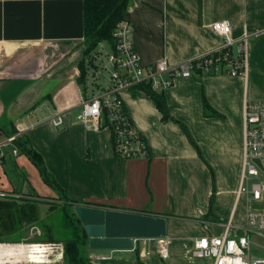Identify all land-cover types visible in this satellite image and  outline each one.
<instances>
[{"label": "crops", "instance_id": "crops-1", "mask_svg": "<svg viewBox=\"0 0 264 264\" xmlns=\"http://www.w3.org/2000/svg\"><path fill=\"white\" fill-rule=\"evenodd\" d=\"M81 6L82 0H0V143L10 135L26 138L62 191L43 179L46 194L29 184L34 199L61 204L64 196L72 211L86 204L163 217L165 258L156 253L154 238H138L130 248H90L87 264H211L192 255L193 240L220 236L228 220L234 226L228 235L238 236L246 210L264 208V196H236L243 104L264 101V0H128L122 18L143 66L179 64L220 49L224 37L210 28L219 19L229 21L230 51L246 36L244 75L200 71L174 79L162 91L167 119L144 91H120L127 119L146 147V155L132 158L114 155L106 126L95 129L75 118L84 93L77 64L86 62ZM202 94L217 116L202 114ZM57 113L59 126L50 122ZM1 151L0 190L17 192L7 167L23 177V187L32 180L19 175L18 165L25 169L31 160L16 141Z\"/></svg>", "mask_w": 264, "mask_h": 264}, {"label": "built area", "instance_id": "built-area-1", "mask_svg": "<svg viewBox=\"0 0 264 264\" xmlns=\"http://www.w3.org/2000/svg\"><path fill=\"white\" fill-rule=\"evenodd\" d=\"M116 23L111 33L112 45H107V51L100 48L93 55L91 63L88 60L84 62V76L79 84L84 93L75 118L90 123L95 129L106 126L112 139L113 153L119 158L146 155L144 139L127 119L121 102V90L145 83L155 91H163L174 79L189 77L200 71L216 74L223 70L231 76L245 73L246 36L243 35L236 42L233 52L230 51L228 20L219 19L210 25L215 34L224 37V45L220 49L179 64H168L160 60L147 66L140 64L135 53L128 23L123 18ZM241 119L242 159L236 196L246 194L251 200H258L264 192V180L259 179L260 175L264 177V101H244ZM50 122L55 126L63 124L61 114H55ZM16 138L17 135H10L0 143V158L6 155L1 151L2 147L13 143ZM12 153H17L15 147ZM20 197L17 192L0 190V199ZM244 218L242 232L238 236L228 235V230L234 227L228 220L220 236L195 238L190 251L192 255L196 258H210L211 264H264L261 251L256 250L258 253L255 257L251 251L252 247L264 250L260 243L251 240V236L264 240V208L246 210ZM37 232L40 234L39 230ZM155 241L156 253L165 258L166 239L156 237ZM1 250H9L10 254L7 259L3 258L6 259L4 261L0 258V264H46L52 259L63 257V243L58 241H35L28 238L0 241Z\"/></svg>", "mask_w": 264, "mask_h": 264}, {"label": "trees", "instance_id": "trees-1", "mask_svg": "<svg viewBox=\"0 0 264 264\" xmlns=\"http://www.w3.org/2000/svg\"><path fill=\"white\" fill-rule=\"evenodd\" d=\"M128 0H82V44H83V57H89V53L100 42H105L108 46L112 45L111 33L116 26V22L122 19L123 13L126 9ZM78 73L76 81L78 84L82 83L84 76V60H81L78 64ZM210 74V73H209ZM211 75V74H210ZM133 89H139L144 91L156 109L160 112L162 119H167L170 114L167 110L164 95L162 91H155L149 87L148 84L141 83L133 87ZM202 114L206 116H217V113L210 107L205 101L204 95L201 96ZM183 129L184 126L181 125ZM14 132V130L12 131ZM112 143L111 137L109 138ZM16 144L19 148V152H22L29 158L34 165L39 169L43 175L44 181L51 185L54 189L58 190V193L62 191L59 186L51 180L49 174L46 173L40 155L33 150L30 142L24 138H16ZM61 200H64L59 206H50L52 211L61 209V220L65 235L63 240H55L53 238L52 226H48L45 223H40L43 229V236L35 241H52L63 243V257L66 264H87L86 257L82 254V245L84 244V231L83 227L78 222V219L74 215L73 211L69 208V201L64 196H60ZM211 195L208 199L209 206L208 212H210ZM86 205V204H85ZM38 220V207L37 202L34 200L24 199H0V241H20L22 239V232L24 228L33 225ZM137 249H134L136 253Z\"/></svg>", "mask_w": 264, "mask_h": 264}, {"label": "water", "instance_id": "water-1", "mask_svg": "<svg viewBox=\"0 0 264 264\" xmlns=\"http://www.w3.org/2000/svg\"><path fill=\"white\" fill-rule=\"evenodd\" d=\"M9 158V154H7ZM23 177H19L16 191H22ZM73 213L83 227L91 249L130 248L132 239L156 238L164 235L162 216L124 210L74 204Z\"/></svg>", "mask_w": 264, "mask_h": 264}, {"label": "rangeland", "instance_id": "rangeland-1", "mask_svg": "<svg viewBox=\"0 0 264 264\" xmlns=\"http://www.w3.org/2000/svg\"><path fill=\"white\" fill-rule=\"evenodd\" d=\"M107 43L105 42H100L94 50H92V53L90 52L89 53V57H86V60H88V63H91L92 59L94 58L93 55H96L97 51L102 48L104 51H107ZM21 159H24V158H21ZM20 159V160H21ZM26 161V159H25ZM7 172H9L11 178L13 179V185L14 186H18V183H19V177L17 176V174H15L14 172L11 171V167L8 166L7 167ZM18 172H19V175L23 172H26V174L28 175L29 179L32 180L30 181L31 183H29L27 180L25 181L23 187H22V190L23 191L22 193H20V195L22 197H20L19 199H24V200H34L37 202V207H38V220L39 222L37 221L36 223H34L33 225L31 226H28L27 228H24V231L22 232V239L23 240L24 238H28V239H31V240H35L36 239H40V237L43 236V229L40 225V223H45L47 224L48 226H52V230H53V238L55 240H63L64 238V235H65V230L63 228V223L62 220H61V213H63V211L61 209H59L61 206L59 201L54 198H50V197H42V196H39L38 198H33L31 196L30 193H33V189H31V187L29 186V184L31 186L34 187V184L36 185V190L39 191H44V192H41V193H45L47 190L44 189L46 188V184H44V181H43V178L40 176L38 177V170L36 168L35 165H33V163L31 161H26V168L24 169L23 165H18ZM260 180H264V177L262 175H260ZM251 182V181H250ZM40 187V188H39ZM48 187V186H47ZM49 188V187H48ZM25 192H29V193H26L24 194ZM18 193V192H17ZM46 194V193H45ZM264 196V192H263V195ZM240 202H242L240 200ZM52 206H57L59 207L58 209H56L55 211H52L50 208ZM33 227H36L35 229H32ZM37 230L40 231V234H38ZM254 242H258L260 243L263 247H264V240L256 237V236H253L251 238ZM6 242V241H5ZM82 254L84 256H87V253L89 252H93L86 243H84L82 245ZM256 250H260L261 251V256L264 257V250H261V249H258V248H254L252 247L251 248V251L253 253V257H255V255L258 253V251ZM62 258H55V259H52L51 261L47 262L46 264H66L64 262V260H61Z\"/></svg>", "mask_w": 264, "mask_h": 264}, {"label": "bare ground", "instance_id": "bare-ground-1", "mask_svg": "<svg viewBox=\"0 0 264 264\" xmlns=\"http://www.w3.org/2000/svg\"><path fill=\"white\" fill-rule=\"evenodd\" d=\"M10 254L9 250H1L0 251V258H2V260H6L7 259V255ZM3 258H6V259H3Z\"/></svg>", "mask_w": 264, "mask_h": 264}]
</instances>
